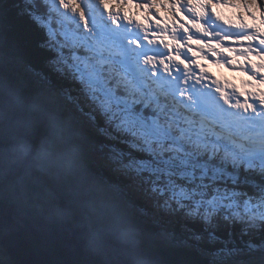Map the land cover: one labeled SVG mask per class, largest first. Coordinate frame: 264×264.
<instances>
[{"label":"trees","instance_id":"16d2710c","mask_svg":"<svg viewBox=\"0 0 264 264\" xmlns=\"http://www.w3.org/2000/svg\"><path fill=\"white\" fill-rule=\"evenodd\" d=\"M58 6L53 0H0V64H5L2 71L7 83L19 92L26 105L45 95L53 100L39 112L30 111L28 122L35 149L49 137V115L53 112L69 118L76 133L74 140L89 148L84 150V212L111 232H117L116 224L132 226L145 251L158 253L172 264H264V218L256 212L245 215L226 208V214L210 217L194 210L182 212L176 202L166 200L162 191L134 173L130 160L150 166L148 174L158 185L160 180H170L172 173L186 178L191 170L196 172L191 162L194 159H202L216 172L227 171L223 164H228L230 157H200L199 141L187 142L185 146L184 134L190 127L182 122L180 112L165 100L150 105L140 92L119 81L96 52L84 48L89 47L81 27L77 31L71 26ZM80 35L82 46L73 45ZM6 64L15 70H9ZM99 68L104 71L103 77ZM111 99L118 103L112 104ZM122 101L172 130L170 134L183 149H151L147 143L114 127L112 123H117L116 118L121 115V110H117L122 108ZM42 117L47 120L43 126ZM171 122L176 123V128ZM201 134L209 135L205 129H201ZM56 148L63 151L62 142ZM97 149L108 151L104 161L93 156ZM238 167V162L233 161L231 176L239 182L232 186L244 196H255L258 186L264 188L262 174L245 175ZM36 172L38 185L30 176L13 180L17 193L14 206L51 211L41 184L44 172L37 168ZM196 173L192 175L195 177ZM87 219L84 216L70 222L84 223ZM0 249V259L13 264L1 245Z\"/></svg>","mask_w":264,"mask_h":264},{"label":"rangeland","instance_id":"374dc122","mask_svg":"<svg viewBox=\"0 0 264 264\" xmlns=\"http://www.w3.org/2000/svg\"><path fill=\"white\" fill-rule=\"evenodd\" d=\"M141 1L143 6L138 0H62V7L65 17L70 16L76 23L83 22L85 30L92 35V40L88 41L99 46L101 54L120 57V61L112 62V67L122 83L147 97L150 95L147 79L151 80L159 93L175 100L187 114L199 116L196 121H206L215 131L221 132L220 137L216 136L205 149L210 148L217 155L231 150L247 157L252 170L259 169V164L264 163V145L255 150L246 142L241 145L248 152L240 154L241 147H237L238 142L232 139H240L244 133H248L250 139L251 133L256 134L264 123L261 121L264 116V0H211V4L208 0ZM102 20L106 21L104 26ZM212 59L216 62L211 64L208 61ZM221 65L226 81L218 76L217 67ZM185 74L187 77L183 80ZM242 102L259 111L248 123L229 117L226 105ZM111 103L118 102L111 99ZM116 120L117 123H112L114 127L147 143L149 148L174 150L159 120L146 118L132 105L127 104V111ZM73 142L81 146L83 168L84 150L89 148L76 140L62 142V148L65 150ZM107 154V150L97 149L93 156L104 161ZM130 162L134 165V173L142 178L147 176L142 166ZM81 175L84 176V170ZM205 177L213 178V181H207ZM193 179L197 178L184 180V176L172 175L170 180L161 181L157 188L166 200L176 202L183 211L211 215L221 209L220 213H227L225 209L230 208L236 213L249 215L256 212L264 217V192L245 199L231 188L234 186L217 183L218 176L205 173L202 179L191 182ZM72 183L73 179L69 182L64 175L57 176L52 172H44L41 180L49 209L69 222L76 216L84 218L87 197L84 180L79 189L72 188ZM8 186L0 184V196L9 198L12 195ZM56 189L70 196L68 210H61L50 198ZM5 190L8 195H4ZM229 204L232 207H228Z\"/></svg>","mask_w":264,"mask_h":264},{"label":"water","instance_id":"95a60500","mask_svg":"<svg viewBox=\"0 0 264 264\" xmlns=\"http://www.w3.org/2000/svg\"><path fill=\"white\" fill-rule=\"evenodd\" d=\"M5 83L0 71V85ZM29 115L25 103L19 107L6 104L0 89V179L30 176L38 184L36 167L30 159L13 163L7 155V149L20 138L30 142L35 150L31 127H25ZM52 198L61 209H67V202L59 193ZM0 245L13 264H172L158 254L145 251L138 242L134 246L123 243L117 233L98 224H72L48 212L3 206L0 207ZM50 250L53 257L49 256Z\"/></svg>","mask_w":264,"mask_h":264},{"label":"clouds","instance_id":"9594fccd","mask_svg":"<svg viewBox=\"0 0 264 264\" xmlns=\"http://www.w3.org/2000/svg\"><path fill=\"white\" fill-rule=\"evenodd\" d=\"M0 89L5 94V103L11 106H23L25 101L17 90L8 84L0 85ZM51 97L45 95L28 102L30 111L39 112L46 104L52 103ZM31 127V122L25 125ZM49 137L43 141L38 148L33 150L30 142L23 138L17 139L13 145L7 149V155L13 163H22L31 160L35 167L43 172H52L55 175H76L78 179H86L82 173L81 152L79 146L74 142L63 151H58V142H72L75 139L72 122L67 117H60L58 113L49 115ZM117 230L118 238L126 244L134 246L137 242L138 234L132 226L121 223L114 226Z\"/></svg>","mask_w":264,"mask_h":264},{"label":"bare ground","instance_id":"6f19581e","mask_svg":"<svg viewBox=\"0 0 264 264\" xmlns=\"http://www.w3.org/2000/svg\"><path fill=\"white\" fill-rule=\"evenodd\" d=\"M104 58L108 61V65L109 66H112L111 65V62H113V60L115 59V58H111V57H108V55L106 54V55H104ZM198 60H200V59H198ZM206 61H208V60H202V62H206ZM208 62H210L211 64H212V62H215V59H212L211 61H208ZM204 65H206L207 66V63L206 64H204ZM205 66V67H206ZM206 68H208V67H206ZM116 74H117V72L114 70V69H112ZM223 66L221 65V66H219V67H217V72H218V76H219V78L221 79V80H225L226 81V76L225 75H223ZM117 76H118V80L120 81V78H119V75L117 74ZM174 102H175V100L174 101H172L171 100V104H174ZM178 103L177 102H175V104L174 105H177ZM230 110L234 113V112H238V114L237 115H232L233 117H234V119L235 120H237V121H239V122H241V123H248L249 122V119H251V117L252 116H258V113H259V111L258 110H256L253 106H252V108L250 109L249 107H248V105L247 104H244L243 102L242 103H240V104H234V106L232 107V108H230ZM263 119H264V116H263ZM29 123V122H28ZM70 223H72V224H75L74 222H70ZM39 236H37V238H38ZM37 245L41 248V245L39 244V243H37ZM60 248H62V247H60ZM40 250H42V249H40ZM37 252H40L39 250H37ZM53 252L50 250V253H49V256L50 257H53ZM78 256V255H77Z\"/></svg>","mask_w":264,"mask_h":264},{"label":"flooded vegetation","instance_id":"af4514ba","mask_svg":"<svg viewBox=\"0 0 264 264\" xmlns=\"http://www.w3.org/2000/svg\"><path fill=\"white\" fill-rule=\"evenodd\" d=\"M0 183H3V184H5V183H9V184H11L12 185V187L11 188H9L12 192H16V190H15V188H14V182H13V180H8V179H2V180H0ZM4 193H6V191L4 192ZM0 201L1 202H3V203H5V204H12V203H14V201L12 200V201H5V200H2V199H0ZM1 251H3L2 249H0ZM6 255H7V253H5ZM7 257H8V255H7ZM2 258V257H1ZM6 258V257H5ZM9 258V257H8ZM3 259V258H2ZM0 259V264H8V261L7 260H5V259Z\"/></svg>","mask_w":264,"mask_h":264}]
</instances>
